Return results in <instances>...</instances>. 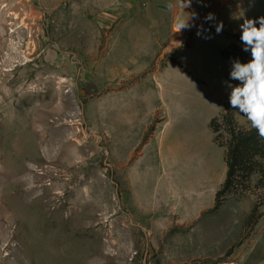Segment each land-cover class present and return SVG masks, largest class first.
I'll list each match as a JSON object with an SVG mask.
<instances>
[{"label":"rangeland","instance_id":"1","mask_svg":"<svg viewBox=\"0 0 264 264\" xmlns=\"http://www.w3.org/2000/svg\"><path fill=\"white\" fill-rule=\"evenodd\" d=\"M104 2L0 0V264H264V158L217 199L223 116L252 129L222 55L239 25L204 52L118 56L130 14Z\"/></svg>","mask_w":264,"mask_h":264},{"label":"crops","instance_id":"2","mask_svg":"<svg viewBox=\"0 0 264 264\" xmlns=\"http://www.w3.org/2000/svg\"><path fill=\"white\" fill-rule=\"evenodd\" d=\"M254 1L260 3L259 0H190V3L189 0H110V2L105 0L102 7L116 8L125 2L123 7L130 14L114 31L116 43L113 48H116L118 56L163 57L178 56L183 51H207L210 49V40L225 45L226 40L222 35L211 31L210 26L215 27L220 22L223 26L230 23L239 25L243 22L242 19L233 17L243 13L247 18L261 17L253 15L251 11ZM186 4L189 6L186 7ZM193 13L196 17L189 19ZM209 13H213L215 18L206 20L205 17ZM187 20L188 26L180 29L182 36L178 37L173 32L174 28H180ZM141 25L151 26V33H148L151 43H140L144 37L140 34ZM190 34H195L194 40L184 49L183 42L186 39L184 36Z\"/></svg>","mask_w":264,"mask_h":264},{"label":"clouds","instance_id":"3","mask_svg":"<svg viewBox=\"0 0 264 264\" xmlns=\"http://www.w3.org/2000/svg\"><path fill=\"white\" fill-rule=\"evenodd\" d=\"M188 6L189 4H186V7ZM195 17L196 14L193 13L189 19ZM214 18L213 13L205 17L206 20ZM233 18L243 21L239 24L240 40L244 45L243 50L251 52L252 59L247 63H241L239 60L233 62L230 78L240 81V84H227L231 88L229 102L232 108L238 109V112L247 118L259 137L264 139V16L247 18L243 13L234 15ZM188 20L180 25L179 30L188 26ZM222 28L223 23L220 22L217 32Z\"/></svg>","mask_w":264,"mask_h":264},{"label":"trees","instance_id":"4","mask_svg":"<svg viewBox=\"0 0 264 264\" xmlns=\"http://www.w3.org/2000/svg\"><path fill=\"white\" fill-rule=\"evenodd\" d=\"M259 26V25H257ZM241 42L240 38L238 42ZM224 58L232 64L239 60L247 63L252 59L250 51H244L237 43L222 51ZM223 122L232 125L230 128V142L226 149L227 177L217 199L235 191L240 180L247 181L253 174L262 169L261 159L264 158V139H261L255 129L243 131L234 126L233 116H223ZM234 127V128H233ZM218 129H216L217 132Z\"/></svg>","mask_w":264,"mask_h":264}]
</instances>
